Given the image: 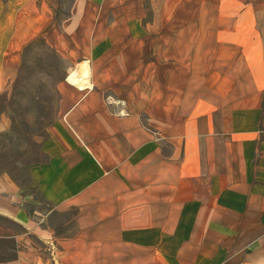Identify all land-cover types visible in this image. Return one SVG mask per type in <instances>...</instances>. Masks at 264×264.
<instances>
[{
  "label": "crops",
  "instance_id": "1",
  "mask_svg": "<svg viewBox=\"0 0 264 264\" xmlns=\"http://www.w3.org/2000/svg\"><path fill=\"white\" fill-rule=\"evenodd\" d=\"M263 19L264 0H6L0 67L57 35L93 88L63 92L30 170L48 212L0 175L3 264H264Z\"/></svg>",
  "mask_w": 264,
  "mask_h": 264
},
{
  "label": "rangeland",
  "instance_id": "2",
  "mask_svg": "<svg viewBox=\"0 0 264 264\" xmlns=\"http://www.w3.org/2000/svg\"><path fill=\"white\" fill-rule=\"evenodd\" d=\"M145 6L148 7L147 2ZM5 8L6 0H0V11ZM56 36L35 35L22 46L14 63L0 67L4 78L0 88V115L7 123L0 132V175L10 177L39 204L37 209L45 213L50 206L32 186L30 170L45 160L41 146L58 117L63 92L77 89L66 82V76L79 66L73 65L75 59L68 57L67 52L59 51ZM92 88L91 84L88 89ZM3 225L12 227L0 218V226ZM14 253L13 243L0 239V264Z\"/></svg>",
  "mask_w": 264,
  "mask_h": 264
},
{
  "label": "bare ground",
  "instance_id": "3",
  "mask_svg": "<svg viewBox=\"0 0 264 264\" xmlns=\"http://www.w3.org/2000/svg\"><path fill=\"white\" fill-rule=\"evenodd\" d=\"M66 82L79 90L90 88V68L87 61H83L76 69H72L66 76Z\"/></svg>",
  "mask_w": 264,
  "mask_h": 264
}]
</instances>
